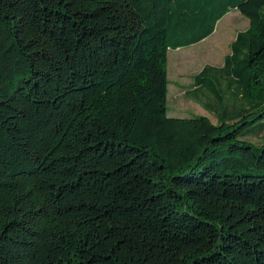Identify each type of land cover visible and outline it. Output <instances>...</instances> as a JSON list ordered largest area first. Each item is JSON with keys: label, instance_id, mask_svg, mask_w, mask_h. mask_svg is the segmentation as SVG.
<instances>
[{"label": "trees", "instance_id": "16d2710c", "mask_svg": "<svg viewBox=\"0 0 264 264\" xmlns=\"http://www.w3.org/2000/svg\"><path fill=\"white\" fill-rule=\"evenodd\" d=\"M263 8L0 0V264H264V143L241 137L264 129ZM233 9L250 25L195 81L226 120L169 116V49Z\"/></svg>", "mask_w": 264, "mask_h": 264}, {"label": "rangeland", "instance_id": "374dc122", "mask_svg": "<svg viewBox=\"0 0 264 264\" xmlns=\"http://www.w3.org/2000/svg\"><path fill=\"white\" fill-rule=\"evenodd\" d=\"M264 11V8H263ZM249 19L240 11L235 10L233 13L224 15L217 24L214 32L202 40L186 46L178 48H170L168 51V76H169V92H168V114L169 116H192L206 115L215 123L221 117V121L226 118L223 114L219 115L218 110H214L207 103L213 102L211 90H207L206 94H200L196 97L192 88L195 85L197 74H199L206 65L223 66L225 64V56L231 52L230 44L235 38L239 30L246 29L249 26ZM223 75V73H221ZM212 72L203 74L214 79ZM220 77V76H219ZM219 86L218 79H214ZM227 81L223 79L220 84L222 92L228 103L233 105L241 103L239 96L237 97L226 87ZM219 86V87H220ZM207 85L204 86V90ZM229 117H227L228 119ZM263 119L245 127L241 137L254 142L257 145L264 143V129H262Z\"/></svg>", "mask_w": 264, "mask_h": 264}, {"label": "crops", "instance_id": "0c3cea01", "mask_svg": "<svg viewBox=\"0 0 264 264\" xmlns=\"http://www.w3.org/2000/svg\"><path fill=\"white\" fill-rule=\"evenodd\" d=\"M235 10L239 11L238 9H233V10L229 11L228 13H230V12L233 13ZM226 14H227V13H226ZM226 14H225V15H226ZM247 18H248V17H247ZM248 19H249V18H248ZM217 24H218V23H217ZM249 24H250V20H249ZM216 27H217V26H216ZM243 30H244V29H243ZM239 31H240V30H239ZM239 31H238V32H239ZM238 32H237V33H238ZM237 33H236V35H237ZM235 38H236V36H235ZM235 38H234V39H235ZM234 39H233V40H234ZM233 40H232V41H233ZM232 41H231V43H232ZM230 48H231V44H230ZM231 49H232V48H231ZM229 53H230V52H229ZM229 53H228V54H229ZM192 91L194 92V94H195L196 97H199L200 94H206V91H207V90H206V89L204 90V89H202L200 86H198V85L195 84L194 87L192 88ZM212 97H213V95H212ZM212 103H214V99H213V102H212ZM208 104L210 105L211 103H208ZM223 107H224L223 104L220 103V104H219V107H218V108L221 110V111L218 110L219 115L222 114V109H223ZM212 109L217 110V109H215V107H214V108L212 107ZM236 114H238V111L236 112Z\"/></svg>", "mask_w": 264, "mask_h": 264}]
</instances>
